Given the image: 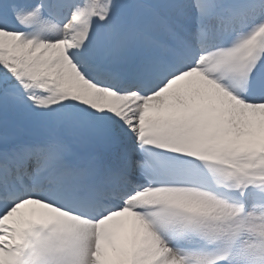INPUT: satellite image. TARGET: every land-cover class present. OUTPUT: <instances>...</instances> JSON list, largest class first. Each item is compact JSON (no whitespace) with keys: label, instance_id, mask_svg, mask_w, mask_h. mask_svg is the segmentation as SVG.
<instances>
[{"label":"snow or ice","instance_id":"1","mask_svg":"<svg viewBox=\"0 0 264 264\" xmlns=\"http://www.w3.org/2000/svg\"><path fill=\"white\" fill-rule=\"evenodd\" d=\"M262 204L264 0H0V264H264Z\"/></svg>","mask_w":264,"mask_h":264},{"label":"rangeland","instance_id":"2","mask_svg":"<svg viewBox=\"0 0 264 264\" xmlns=\"http://www.w3.org/2000/svg\"><path fill=\"white\" fill-rule=\"evenodd\" d=\"M258 207H260V206H258ZM260 208H261V207H260ZM255 215L260 216V215H261V212L257 211V212L255 213Z\"/></svg>","mask_w":264,"mask_h":264}]
</instances>
